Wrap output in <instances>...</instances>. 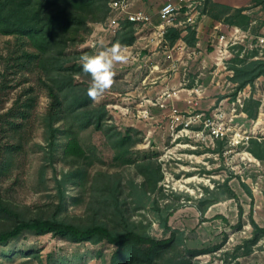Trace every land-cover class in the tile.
<instances>
[{
	"label": "rangeland",
	"instance_id": "rangeland-1",
	"mask_svg": "<svg viewBox=\"0 0 264 264\" xmlns=\"http://www.w3.org/2000/svg\"><path fill=\"white\" fill-rule=\"evenodd\" d=\"M253 1L250 0L248 6L244 7L252 10L247 14L252 23L251 37L243 41L246 45H250L256 36L264 37V10H253ZM133 9L139 10V6ZM152 18L156 23L155 16ZM203 21L204 18L201 23ZM106 23L107 20L102 24H90L92 31L85 38V42L67 52L88 50L90 54H86L91 56L110 48L116 34L107 30ZM150 34L151 30L144 28L136 36L137 42L122 48L129 61L115 66L114 86L102 99L93 103L94 106L105 105L108 126H113L121 133L131 129L133 139L140 140L131 149L133 153H137L138 157L151 158L160 166L162 180L158 189L147 198L141 199L138 210L134 208L136 204L133 200L136 198L129 195L132 191L129 183L140 185L143 178L137 175L133 167L114 163V151L106 138L91 128L79 134V141L90 156L82 187L79 189L72 181H68L66 175L71 168L60 160V142L52 155L47 145V133L42 121L49 104L46 91L36 86L33 76L29 77L27 83L15 87L11 76L6 75L5 82L2 79L5 74L4 60L9 49L7 43L11 40L8 37H0V116L10 109L25 87H35L37 102L30 118L22 122L20 129L7 132L6 137L0 138L3 148L9 151V155H5L8 166L0 178V191L4 198L24 208L25 212L28 210V215L58 214L59 217L80 224L86 223L90 217L88 207L92 177L98 172L117 173L122 179V197L126 199L130 209V221L137 230L145 231L156 240L168 238L169 232L159 226L157 212L153 207L156 205L160 213V210L164 211L169 206L168 226L182 232L190 248L212 249L219 246L218 250L210 254L194 258L193 263L264 264V237L252 247L249 254H244L243 249L235 251L252 235L250 218L264 229V161L254 159L247 152L249 144H243L236 135L251 136L252 139L264 141V79H257L252 89H244L245 99H248V95L259 101L257 118L250 120L246 115L234 118L233 133L228 138L212 140L208 131L198 123L191 124L188 128H183V125L175 127L171 124L172 113L169 108L159 109L151 104L155 103L164 90L179 89L181 76L162 72L170 64L169 59L163 61L166 52L164 49L152 51L151 46L144 48L145 42L139 40V37H149ZM206 39L207 36L202 42V52L205 49L207 51L201 58L197 56L189 62L187 71L190 82L199 72L202 74L199 79L204 90L202 98L195 99L192 96L194 101H198L199 110L196 113L211 112H207V109L213 103L230 98L235 89L231 77L228 76L230 74L225 73L226 71L222 72L223 76L219 73L212 82V48ZM235 50L228 58L229 62L237 53ZM251 51L248 49L243 56ZM133 55L136 56L135 60L131 59ZM256 56L264 60V49ZM154 66H157V70L150 73ZM3 83L5 88L2 87ZM179 96L180 101L175 104L182 111L185 108L181 100L189 96L184 92ZM222 108L228 119L230 111L226 102H223ZM92 147L97 149L96 154L89 151ZM241 184L248 188L250 195ZM229 191L234 193L235 198H229ZM60 193L64 196V203L61 210L57 211ZM201 202L208 205L203 214L198 209ZM112 250L107 244H71L51 235L35 236L24 233L8 245L0 246V264H108ZM25 251L37 253L38 258H26L20 254Z\"/></svg>",
	"mask_w": 264,
	"mask_h": 264
},
{
	"label": "trees",
	"instance_id": "trees-1",
	"mask_svg": "<svg viewBox=\"0 0 264 264\" xmlns=\"http://www.w3.org/2000/svg\"><path fill=\"white\" fill-rule=\"evenodd\" d=\"M111 0H0V37H8V54L4 60V72L12 77L15 86L27 83L30 76L36 79V86L46 91L49 104L43 123L47 133V145L51 155L58 142L61 148L60 160L71 168L67 176L75 187H82V179L90 160L89 153L79 141V134L88 129L101 133L114 151V163L118 166L133 167L137 175L143 178L142 184L134 185L129 194L134 196L135 209L138 210L142 198L158 189L162 180L160 166L151 158L138 157L131 149L140 143L131 136V129L125 133L108 126V113L105 105L94 106L87 96L90 76L82 71L81 57L90 51L68 53L85 42L92 29L90 24H102L109 16L108 4ZM253 8L264 10V0H254ZM248 8H231L203 0L201 15L214 22L236 26L242 30L251 27V20L245 13ZM121 30L113 38L114 44L122 48L134 44L135 30L130 22H123ZM251 29V28H250ZM168 29L165 40L173 46L180 38L189 46L196 43L194 31L187 29ZM237 53L229 64L232 71L231 81L236 85L231 97L246 87L253 88L255 81L264 79V60L252 59L257 50L248 52L239 58L242 47H235ZM249 54V55H248ZM78 78V80H77ZM6 87L5 83L2 85ZM37 97L35 87H25L12 106L0 116V138L7 132H16L22 122L27 121L35 110ZM259 101L249 97L244 101L243 113L250 120L258 115ZM13 148V145H11ZM96 154L97 149L89 150ZM247 152L257 161H264V141L250 140ZM9 151L0 143V178L7 169ZM67 181V180H66ZM241 186L250 195L248 188ZM90 217L86 223H74L60 215H28L10 200L4 198L0 191V246L8 245L19 239L24 233L35 236L51 235L71 244L87 243L92 246L107 244L113 248L108 264H197L193 259L210 254L219 246L198 249L190 248L182 232L168 226L169 206L164 211L154 205L159 226L169 232V237L156 240L145 231L137 230L130 221V209L123 198L122 179L117 173H96L90 183ZM59 195L57 211L61 210L64 196ZM229 198H235L229 191ZM77 199H73L76 201ZM209 204V203H208ZM207 204L200 203L199 211L203 214ZM240 213V212H239ZM252 235L244 241L239 249L249 254L253 246L264 237V229L250 218ZM24 257L38 258L32 251L20 252ZM6 256V255H4ZM100 256V254H99Z\"/></svg>",
	"mask_w": 264,
	"mask_h": 264
},
{
	"label": "built area",
	"instance_id": "built-area-1",
	"mask_svg": "<svg viewBox=\"0 0 264 264\" xmlns=\"http://www.w3.org/2000/svg\"><path fill=\"white\" fill-rule=\"evenodd\" d=\"M134 0H111L108 4L109 16L107 18V26L109 31L113 34H117L121 30V24L123 22H130L134 25L135 37L144 28H149L151 34L149 37H139V40L144 41V48L151 46L152 51L157 49H164L166 52L164 57V62L168 59L170 64L167 66L163 73H170L173 76H181V84L179 89L164 90L159 98L152 103V106H156L159 109L169 108L172 113L171 124L177 127L178 125H183V128H188L191 124H200L203 129L208 131V135L212 140L221 141L228 138L233 133L232 122L234 118L244 115L243 107L245 91L244 89L238 91L234 98L230 97L225 100H220L218 103L215 102L207 109L209 113H196L197 102L195 99L202 98L203 88L202 83L199 82L200 72L198 75L192 79V82L188 80L187 71L189 68V62L195 60L197 56L201 58L202 52V42L205 40L210 43L209 47L212 48L211 53V68L213 70L212 82H214L215 77L222 75L223 71L229 73L232 77V71L228 67V58L231 56L232 51L235 47H242L239 54V58L243 57V53L247 50H257L260 54L264 49V37L256 36L253 41L251 40L250 45H246L243 41L251 37L250 27L247 30H242L236 26H228L221 22H217L212 26H204L201 23V19L204 18L201 15L200 10L203 6V0H164L163 4L160 6L156 14V23L153 22V18L150 14L145 13L141 10L133 9ZM165 9H168L165 12ZM170 28H182L184 29L181 36H185L187 29L194 31L196 43L193 47H189L181 38L173 45L169 46L165 40V35ZM136 38V42H137ZM254 42V44H253ZM135 43V42H134ZM237 51V50H235ZM175 54V56H174ZM135 55L131 57L135 60ZM252 59H259L257 56ZM203 60V59H202ZM201 60L202 69L205 68L203 65L204 60ZM203 62V63H202ZM191 67V66H190ZM157 70V66L150 69V73ZM190 85V86H189ZM219 85V79L216 82ZM234 86H236L233 83ZM249 88V87H246ZM181 92L186 93L189 97L181 100L184 104V110H178L176 102L180 101L179 94ZM247 98L248 95H247ZM228 100H230L228 102ZM223 102H226L227 109L230 111L229 118L227 119L226 113L222 108ZM181 113H186L183 115ZM196 113V114H191ZM239 136L240 141L247 145L253 138L251 136ZM259 141V139H257Z\"/></svg>",
	"mask_w": 264,
	"mask_h": 264
},
{
	"label": "clouds",
	"instance_id": "clouds-1",
	"mask_svg": "<svg viewBox=\"0 0 264 264\" xmlns=\"http://www.w3.org/2000/svg\"><path fill=\"white\" fill-rule=\"evenodd\" d=\"M168 9H165L167 12ZM82 71L90 76L91 85L87 89V96L95 103L103 98L115 84V66L127 63L129 57L123 53L119 43L100 51L96 55H83L81 57Z\"/></svg>",
	"mask_w": 264,
	"mask_h": 264
},
{
	"label": "crops",
	"instance_id": "crops-1",
	"mask_svg": "<svg viewBox=\"0 0 264 264\" xmlns=\"http://www.w3.org/2000/svg\"><path fill=\"white\" fill-rule=\"evenodd\" d=\"M250 0H214L215 3L225 5L235 8L247 7ZM164 0H134L133 8L139 6V10L144 11L145 13L150 14L151 16H155L159 10L160 6L163 4ZM259 7L254 8L253 10H259ZM252 11V10H251ZM251 11H245L246 14L250 13ZM205 21L203 24L205 26H212L213 24L217 23L214 21L209 20L208 18L204 17Z\"/></svg>",
	"mask_w": 264,
	"mask_h": 264
}]
</instances>
